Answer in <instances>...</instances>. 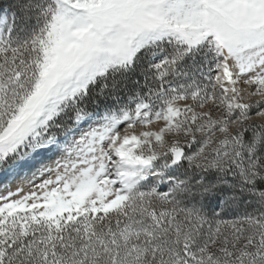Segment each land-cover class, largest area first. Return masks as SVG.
Listing matches in <instances>:
<instances>
[{"label":"snow or ice","instance_id":"snow-or-ice-1","mask_svg":"<svg viewBox=\"0 0 264 264\" xmlns=\"http://www.w3.org/2000/svg\"><path fill=\"white\" fill-rule=\"evenodd\" d=\"M0 264H264V0L0 5Z\"/></svg>","mask_w":264,"mask_h":264},{"label":"trees","instance_id":"trees-1","mask_svg":"<svg viewBox=\"0 0 264 264\" xmlns=\"http://www.w3.org/2000/svg\"><path fill=\"white\" fill-rule=\"evenodd\" d=\"M9 2H10V0H0V5L7 7Z\"/></svg>","mask_w":264,"mask_h":264}]
</instances>
